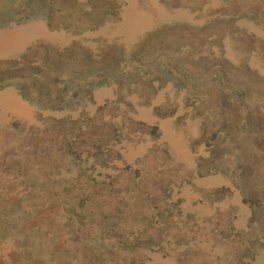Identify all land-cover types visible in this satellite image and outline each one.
Listing matches in <instances>:
<instances>
[{
    "label": "rangeland",
    "instance_id": "obj_1",
    "mask_svg": "<svg viewBox=\"0 0 264 264\" xmlns=\"http://www.w3.org/2000/svg\"><path fill=\"white\" fill-rule=\"evenodd\" d=\"M0 264H264V0H0Z\"/></svg>",
    "mask_w": 264,
    "mask_h": 264
}]
</instances>
